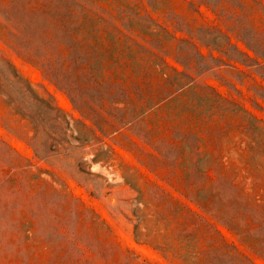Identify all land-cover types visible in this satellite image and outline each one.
I'll return each mask as SVG.
<instances>
[{
  "label": "rangeland",
  "instance_id": "374dc122",
  "mask_svg": "<svg viewBox=\"0 0 264 264\" xmlns=\"http://www.w3.org/2000/svg\"><path fill=\"white\" fill-rule=\"evenodd\" d=\"M0 264H264V0H0Z\"/></svg>",
  "mask_w": 264,
  "mask_h": 264
}]
</instances>
